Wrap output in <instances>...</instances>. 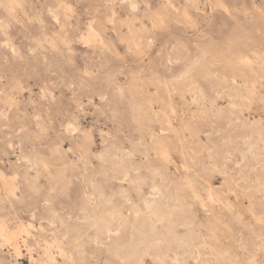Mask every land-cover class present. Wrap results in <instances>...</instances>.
Instances as JSON below:
<instances>
[{
  "label": "rangeland",
  "instance_id": "rangeland-1",
  "mask_svg": "<svg viewBox=\"0 0 264 264\" xmlns=\"http://www.w3.org/2000/svg\"><path fill=\"white\" fill-rule=\"evenodd\" d=\"M0 264H264V0H0Z\"/></svg>",
  "mask_w": 264,
  "mask_h": 264
}]
</instances>
